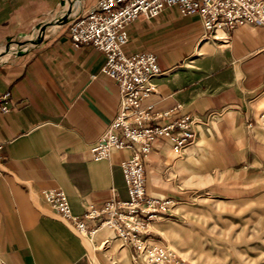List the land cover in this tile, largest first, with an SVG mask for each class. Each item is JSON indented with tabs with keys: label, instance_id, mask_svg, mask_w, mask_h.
<instances>
[{
	"label": "crops",
	"instance_id": "1",
	"mask_svg": "<svg viewBox=\"0 0 264 264\" xmlns=\"http://www.w3.org/2000/svg\"><path fill=\"white\" fill-rule=\"evenodd\" d=\"M69 1L0 0V46L28 41L0 57V95L11 105L0 111V264H133L132 247L114 230L82 236L41 193L63 189L75 215L101 207L111 189L128 198L121 161L132 151L89 154L119 110L117 83L101 71L105 53L75 46L69 20L38 31ZM96 1H74L70 18ZM126 30L125 52H152L161 69L143 105L172 109L162 122L188 114L194 131L180 149L156 137L144 159L147 192L176 201L171 216L152 224L157 242L197 194L264 180V130L248 124L264 106V25L210 32L197 14L167 6Z\"/></svg>",
	"mask_w": 264,
	"mask_h": 264
},
{
	"label": "built area",
	"instance_id": "2",
	"mask_svg": "<svg viewBox=\"0 0 264 264\" xmlns=\"http://www.w3.org/2000/svg\"><path fill=\"white\" fill-rule=\"evenodd\" d=\"M167 6H177L182 14H197L210 32L242 22L264 25V0H97L93 6L73 14L67 29L70 40L75 46L91 43L105 53L101 71L115 80L120 98L117 114L90 147L89 154L101 159L116 150L132 151L121 161L128 198H119L111 189L101 207L88 205L81 215H75L63 189L41 191L51 211L78 233L87 235L99 226L112 227L132 247L133 264H188L173 260L166 246L149 236L153 222L168 212L174 200L147 192L144 159L156 137L171 141L175 149L189 143L194 136L192 119L186 114L162 122L172 109L156 111L153 104L143 105L142 101L156 90L155 79L161 69L152 52H125L127 26L140 16L155 17ZM10 108L5 95H0V111ZM248 124L264 130V106ZM1 148L0 142V158Z\"/></svg>",
	"mask_w": 264,
	"mask_h": 264
},
{
	"label": "rangeland",
	"instance_id": "3",
	"mask_svg": "<svg viewBox=\"0 0 264 264\" xmlns=\"http://www.w3.org/2000/svg\"><path fill=\"white\" fill-rule=\"evenodd\" d=\"M74 1H69L66 11L47 20V26L61 24L62 16L67 15ZM47 26L39 27L38 31ZM27 43H5L0 46V57ZM220 193L202 192L192 203L179 206L174 218L178 215L180 218L158 230L157 243L166 246L173 260L188 264H264V180H242L234 187L226 186ZM175 206L176 201L169 210ZM169 210L158 220L171 216Z\"/></svg>",
	"mask_w": 264,
	"mask_h": 264
},
{
	"label": "water",
	"instance_id": "4",
	"mask_svg": "<svg viewBox=\"0 0 264 264\" xmlns=\"http://www.w3.org/2000/svg\"><path fill=\"white\" fill-rule=\"evenodd\" d=\"M67 15H63L62 20L60 21L61 23H65L70 19V14H71V9L69 8L68 11L66 12ZM49 23L47 22L46 24H44L42 27L47 26Z\"/></svg>",
	"mask_w": 264,
	"mask_h": 264
}]
</instances>
